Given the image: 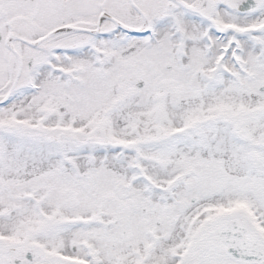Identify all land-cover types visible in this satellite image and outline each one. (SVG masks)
Returning <instances> with one entry per match:
<instances>
[{"label": "snow or ice", "instance_id": "obj_1", "mask_svg": "<svg viewBox=\"0 0 264 264\" xmlns=\"http://www.w3.org/2000/svg\"><path fill=\"white\" fill-rule=\"evenodd\" d=\"M0 264H264V0H0Z\"/></svg>", "mask_w": 264, "mask_h": 264}]
</instances>
